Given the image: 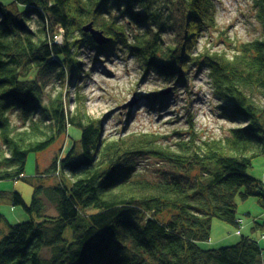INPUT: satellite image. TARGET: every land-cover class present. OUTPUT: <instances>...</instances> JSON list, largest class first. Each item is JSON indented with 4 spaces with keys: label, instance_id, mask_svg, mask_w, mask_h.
Instances as JSON below:
<instances>
[{
    "label": "trees",
    "instance_id": "trees-1",
    "mask_svg": "<svg viewBox=\"0 0 264 264\" xmlns=\"http://www.w3.org/2000/svg\"><path fill=\"white\" fill-rule=\"evenodd\" d=\"M254 4L260 35L228 52L197 44L215 24L216 0H13L14 9L0 2V182L33 188L29 205L18 192L0 191L30 217L12 225L0 214V264H264L260 243L240 231L236 245L200 247L214 220L240 229L238 198H258L264 212V183L249 174L264 156V0ZM91 23L109 43L99 46L84 33ZM84 48L126 52L144 76L178 87L206 70L221 115L238 125L205 141L192 117L189 137L176 134L172 143L152 133L104 136L81 87L73 99L65 90L84 77ZM155 102L166 101L157 93L148 99ZM71 127L82 130L81 140L43 175L38 169L27 178L29 156ZM141 157L163 163L153 177L139 170ZM42 176L59 183L45 186ZM252 231L264 233V217Z\"/></svg>",
    "mask_w": 264,
    "mask_h": 264
},
{
    "label": "rangeland",
    "instance_id": "rangeland-1",
    "mask_svg": "<svg viewBox=\"0 0 264 264\" xmlns=\"http://www.w3.org/2000/svg\"><path fill=\"white\" fill-rule=\"evenodd\" d=\"M216 1L217 19L214 26H209L210 28L199 36L197 44L200 49L210 46L215 50L230 52L235 46L252 41L260 35L261 27L255 18V0ZM0 2L14 9L13 0ZM58 34L56 42L62 44L64 31L60 29ZM81 63L84 77L76 85H66L65 90L73 99L74 93L78 91L76 87H81L80 94L85 97L87 114L95 120L102 121L103 135L111 139L128 133H152L157 135L162 143H172L178 138L176 134L181 135V138L189 137L187 123L190 117L198 139L202 141L220 138L226 135L230 128L238 125L221 115L220 102L214 96L206 70L202 73H193L188 79V87L184 88L155 75L144 76L138 60L126 52L106 54L84 48ZM52 85V82L48 83V91L55 94L56 88L51 87ZM157 93L166 101L163 107H160L159 102L148 103L151 95ZM74 106L72 105L70 109L73 110ZM12 119L21 125L16 115ZM82 135V130L71 127L68 136L65 135L49 150L41 154H31L26 164V177L35 178L38 169L43 175L56 158L65 157L71 150L73 142L80 141ZM138 162L139 170L148 177H153L163 164L151 157H141ZM249 174L264 183V156L253 161ZM42 177L45 186L59 183V177ZM0 191L18 192L28 205L32 202L33 188L23 181L0 182ZM237 205L238 219L243 220L240 229L214 220L211 239L200 243L202 249H220L236 245L242 238L237 236L236 232L244 231L246 225L250 227L249 233L245 232L243 236L253 237L264 249V233H254L251 229L253 221L260 219L264 213L258 198L250 197L246 200L238 198ZM46 206L49 215L57 214L50 205ZM0 214L12 225L30 219L21 207H13L9 201L1 198ZM5 231V225L0 226V238Z\"/></svg>",
    "mask_w": 264,
    "mask_h": 264
},
{
    "label": "water",
    "instance_id": "water-1",
    "mask_svg": "<svg viewBox=\"0 0 264 264\" xmlns=\"http://www.w3.org/2000/svg\"><path fill=\"white\" fill-rule=\"evenodd\" d=\"M83 31L86 34H90V36L94 39L96 44H98L99 46H104L105 44L109 43V41H110V39L106 38L102 32L95 29L92 23L85 26L83 28ZM162 94L164 95L165 93H162Z\"/></svg>",
    "mask_w": 264,
    "mask_h": 264
},
{
    "label": "crops",
    "instance_id": "crops-1",
    "mask_svg": "<svg viewBox=\"0 0 264 264\" xmlns=\"http://www.w3.org/2000/svg\"><path fill=\"white\" fill-rule=\"evenodd\" d=\"M244 228H245V229H244ZM244 228H243L244 231L241 232V235H244L245 232L249 233V228H250L249 225H248V226L246 225V227L244 226ZM251 229H252V227H251ZM246 230H247V231H246ZM223 240H226V239H223Z\"/></svg>",
    "mask_w": 264,
    "mask_h": 264
},
{
    "label": "bare ground",
    "instance_id": "bare-ground-1",
    "mask_svg": "<svg viewBox=\"0 0 264 264\" xmlns=\"http://www.w3.org/2000/svg\"><path fill=\"white\" fill-rule=\"evenodd\" d=\"M262 217H264V214L262 215ZM242 222H243V220L241 219L240 224H242ZM237 236H241L240 233H238ZM263 257H264V254H263Z\"/></svg>",
    "mask_w": 264,
    "mask_h": 264
}]
</instances>
